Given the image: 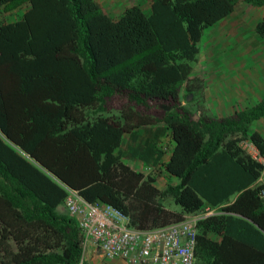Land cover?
Masks as SVG:
<instances>
[{"label":"trees","instance_id":"trees-1","mask_svg":"<svg viewBox=\"0 0 264 264\" xmlns=\"http://www.w3.org/2000/svg\"><path fill=\"white\" fill-rule=\"evenodd\" d=\"M241 4L263 10L251 37L264 44V0H149L115 17L98 0H0V264H87L64 187L137 230L215 210L196 226L194 264H264V202L251 186L264 166L241 148L264 159L251 129L264 96L211 117L194 73L202 36ZM159 123L178 179L162 191L115 153L125 134Z\"/></svg>","mask_w":264,"mask_h":264},{"label":"crops","instance_id":"crops-1","mask_svg":"<svg viewBox=\"0 0 264 264\" xmlns=\"http://www.w3.org/2000/svg\"><path fill=\"white\" fill-rule=\"evenodd\" d=\"M257 10L263 14L261 8ZM236 14L237 10L234 16H236ZM229 19L232 20V18H226L220 22V25L227 24L224 21H229ZM220 25H215L209 29L213 31L217 27L219 31L221 28ZM217 36L218 35L215 37ZM217 38L218 42H220L219 37ZM214 41L216 42V40ZM241 45L243 47L241 48L239 46L238 48L242 50L236 53V48V50L233 51L235 56L239 58H237L236 64L242 68L240 70L238 69V71L233 74L235 77L233 82L227 83L224 82V80L222 81L221 76L223 72L221 68H213L211 65L212 74L209 73L211 81H209L208 85H205V97L202 100V105L204 106L206 114L211 117L223 118L230 116L236 111L254 105L264 96V49L260 54H254L253 49H251L253 45L251 48L247 46L248 43ZM262 45L264 44L262 43ZM259 46L258 44V47ZM252 51L253 56L249 57L247 54ZM223 62H225V64L227 63L226 61ZM250 67H253V71L249 70ZM230 86L232 87V91H229V88H231ZM182 104L184 106L186 105L184 101H182ZM198 115L199 113L195 115V118H198ZM251 129L258 131L264 137V119L254 122ZM174 146L175 143L171 138L169 130H167L162 123H159L140 127L125 134L121 146L116 149L115 153L121 155V161L124 165L128 166L134 172L143 174L145 178L150 177L152 179V186L156 190L162 191L167 185H176L178 183V179L170 175L164 168V164L170 159ZM241 148L252 159L264 166V159L259 155L254 145L245 141L241 143ZM262 184H264V167L258 179L251 186L262 187ZM235 197L236 194L231 196L230 201H233ZM162 203L166 209L176 212L180 211V207L175 205L171 198H165ZM212 214H218V212L212 210ZM208 237L210 240L220 239L214 234H210ZM83 260L87 262V264H125L121 260L110 261L104 259L91 249L84 255Z\"/></svg>","mask_w":264,"mask_h":264},{"label":"built area","instance_id":"built-area-1","mask_svg":"<svg viewBox=\"0 0 264 264\" xmlns=\"http://www.w3.org/2000/svg\"><path fill=\"white\" fill-rule=\"evenodd\" d=\"M259 198L264 202V184ZM64 209L77 222L82 255L91 249L107 260L125 264H194L199 221L212 214L185 216L181 222L151 230L128 226L121 212L101 203L86 201L78 191L64 187Z\"/></svg>","mask_w":264,"mask_h":264},{"label":"rangeland","instance_id":"rangeland-1","mask_svg":"<svg viewBox=\"0 0 264 264\" xmlns=\"http://www.w3.org/2000/svg\"><path fill=\"white\" fill-rule=\"evenodd\" d=\"M98 1L103 6L104 11L112 17L116 16L121 11V9L126 5L138 4L143 7H148L149 5V0H98ZM259 13H260L259 10L250 9L249 7H247L246 4H241L239 6V9H237V14L235 16L236 17L235 19L233 18L234 16H232V20L229 19V21L227 20L224 21L227 24L225 25L219 24L221 26L219 31L217 27L213 31L212 29H208L206 33L202 36V39L199 44L200 52L198 55V61L197 63L194 64V73L203 80L205 85H208L209 81H211L210 78V74H212L211 65L213 66V68L214 67H216L217 69L221 68V71L223 72V75L221 76L222 81L224 80V82L229 83L235 80L233 74L237 72L238 69L240 70L242 68H240V66L236 64V60L238 56H235V53L233 51L236 50V48H237L236 53L242 50L241 48L243 46L241 44L244 45L248 43L247 46H250V48L253 45L251 49H253L254 54L256 53L260 54L261 52H263L264 45H262V43H258L260 45L259 47L258 44L254 45L256 41L253 40L251 37L253 36L252 28L254 25V21L256 19L258 20L262 15L261 13L259 15ZM18 17H19L18 14L12 13L7 17V19L14 20L17 19ZM216 35H218L217 37H219L220 42H218V38L215 37ZM214 40H216V42ZM239 46L241 48H238ZM253 51L247 55L249 57L253 56L252 54ZM223 61H226L227 63L225 64V62ZM249 70L253 71V67H250ZM229 89H230L229 91H232V87ZM196 96L198 97V95ZM117 104L119 105L117 101L113 103V105H117ZM147 182L148 179L146 178L144 184H146ZM151 185H152V181H151Z\"/></svg>","mask_w":264,"mask_h":264}]
</instances>
